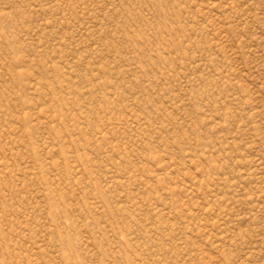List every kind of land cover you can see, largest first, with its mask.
Wrapping results in <instances>:
<instances>
[{
    "label": "rangeland",
    "instance_id": "rangeland-1",
    "mask_svg": "<svg viewBox=\"0 0 264 264\" xmlns=\"http://www.w3.org/2000/svg\"><path fill=\"white\" fill-rule=\"evenodd\" d=\"M0 264H264V0H0Z\"/></svg>",
    "mask_w": 264,
    "mask_h": 264
}]
</instances>
